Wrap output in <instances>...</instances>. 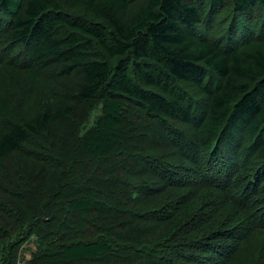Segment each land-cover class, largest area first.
Segmentation results:
<instances>
[{
  "label": "trees",
  "instance_id": "trees-1",
  "mask_svg": "<svg viewBox=\"0 0 264 264\" xmlns=\"http://www.w3.org/2000/svg\"><path fill=\"white\" fill-rule=\"evenodd\" d=\"M31 244L264 264V0H0V264Z\"/></svg>",
  "mask_w": 264,
  "mask_h": 264
},
{
  "label": "rangeland",
  "instance_id": "rangeland-1",
  "mask_svg": "<svg viewBox=\"0 0 264 264\" xmlns=\"http://www.w3.org/2000/svg\"><path fill=\"white\" fill-rule=\"evenodd\" d=\"M183 183H185V181H183ZM35 250H36V247L34 244L29 245L27 247L26 251L23 253V260H22L21 264H25V262L31 258V256H32L31 254Z\"/></svg>",
  "mask_w": 264,
  "mask_h": 264
}]
</instances>
